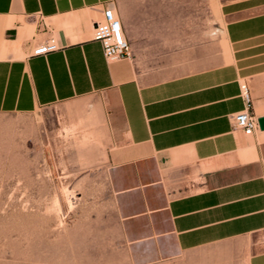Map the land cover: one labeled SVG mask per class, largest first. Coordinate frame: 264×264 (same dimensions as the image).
<instances>
[{"label": "crops", "instance_id": "0c3cea01", "mask_svg": "<svg viewBox=\"0 0 264 264\" xmlns=\"http://www.w3.org/2000/svg\"><path fill=\"white\" fill-rule=\"evenodd\" d=\"M115 0H0V114L98 95L125 247L117 264H264V0L223 7L227 63L152 80L138 58L109 63L95 24ZM55 41L60 49L33 51ZM132 49V47H131Z\"/></svg>", "mask_w": 264, "mask_h": 264}, {"label": "rangeland", "instance_id": "374dc122", "mask_svg": "<svg viewBox=\"0 0 264 264\" xmlns=\"http://www.w3.org/2000/svg\"><path fill=\"white\" fill-rule=\"evenodd\" d=\"M238 1L115 3L136 63L161 80L228 62L223 7ZM103 104L91 95L30 114H0V264L125 259Z\"/></svg>", "mask_w": 264, "mask_h": 264}, {"label": "built area", "instance_id": "2783aa9c", "mask_svg": "<svg viewBox=\"0 0 264 264\" xmlns=\"http://www.w3.org/2000/svg\"><path fill=\"white\" fill-rule=\"evenodd\" d=\"M94 39L101 43L109 63L132 59V49L125 35L124 25L112 7L106 8L102 20L95 24ZM59 49V45L51 41L36 48L33 55L42 56ZM240 87L245 110L233 115L231 119L235 130L251 136L260 129L259 118L251 112L253 99L249 85L241 83Z\"/></svg>", "mask_w": 264, "mask_h": 264}, {"label": "water", "instance_id": "95a60500", "mask_svg": "<svg viewBox=\"0 0 264 264\" xmlns=\"http://www.w3.org/2000/svg\"><path fill=\"white\" fill-rule=\"evenodd\" d=\"M260 130L264 131V117L259 118Z\"/></svg>", "mask_w": 264, "mask_h": 264}, {"label": "bare ground", "instance_id": "6f19581e", "mask_svg": "<svg viewBox=\"0 0 264 264\" xmlns=\"http://www.w3.org/2000/svg\"><path fill=\"white\" fill-rule=\"evenodd\" d=\"M112 8H113V9H114V11L117 13L115 6H112Z\"/></svg>", "mask_w": 264, "mask_h": 264}]
</instances>
